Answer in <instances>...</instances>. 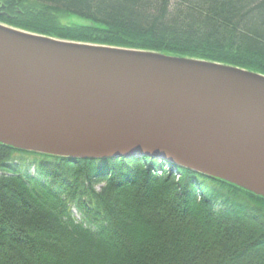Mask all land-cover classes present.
Returning <instances> with one entry per match:
<instances>
[{"label": "trees", "instance_id": "trees-1", "mask_svg": "<svg viewBox=\"0 0 264 264\" xmlns=\"http://www.w3.org/2000/svg\"><path fill=\"white\" fill-rule=\"evenodd\" d=\"M0 23L264 75V0H0ZM0 264H264V197L151 158L0 144Z\"/></svg>", "mask_w": 264, "mask_h": 264}, {"label": "water", "instance_id": "water-1", "mask_svg": "<svg viewBox=\"0 0 264 264\" xmlns=\"http://www.w3.org/2000/svg\"><path fill=\"white\" fill-rule=\"evenodd\" d=\"M0 144L151 158L264 197V75L0 23Z\"/></svg>", "mask_w": 264, "mask_h": 264}, {"label": "rangeland", "instance_id": "rangeland-1", "mask_svg": "<svg viewBox=\"0 0 264 264\" xmlns=\"http://www.w3.org/2000/svg\"><path fill=\"white\" fill-rule=\"evenodd\" d=\"M125 49H128V48H125ZM32 160H35V159H32ZM136 190H138L139 194H142V195H145L147 191H152L154 192L155 196H159L161 197V199H167V200L182 196L181 195L182 191L180 190L179 187H176L174 185H169V184H165V185L163 184V185H157V186H151L148 184H140ZM238 201L242 203H246V202L251 203L249 200H246V199H238Z\"/></svg>", "mask_w": 264, "mask_h": 264}]
</instances>
